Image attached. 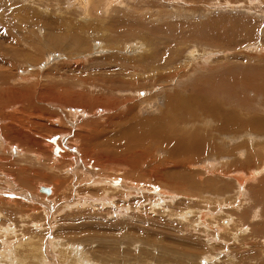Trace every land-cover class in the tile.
<instances>
[{"label":"rangeland","instance_id":"rangeland-1","mask_svg":"<svg viewBox=\"0 0 264 264\" xmlns=\"http://www.w3.org/2000/svg\"><path fill=\"white\" fill-rule=\"evenodd\" d=\"M85 4L84 0H0V107H5V112H13V118L18 119L14 126L19 119L26 120V123L36 120L45 124L38 128L41 136L37 133L34 136L25 135L26 132L22 130H0V209L3 210L0 211V252L6 246L4 250L12 254V259H7L9 264H34L36 261L30 259L33 256H38L39 259V252L37 254L33 249L28 250L26 246L16 248L18 241L25 239L28 242L29 236H33V243H41L44 249V264H92L93 261L95 264H264V148L257 150L258 146L264 145V136L256 137L255 131H251L252 138L247 137L248 140L244 135L237 136L235 140L230 134L221 136L219 139L224 140L228 146L234 142L242 144L251 140H255L256 146L252 145L255 148L251 146L248 149L242 144V147L239 146L240 154L231 158L226 154L219 161L215 155L209 154L210 158H206L203 154L199 156V150H195L200 149V144L210 136L199 132V129L217 126L219 122L220 126L224 124V129L229 127L226 126L229 123H222L224 119H229L218 115L219 109L239 107L242 114L248 111L249 114L260 112L264 118V104L261 107L258 105L261 101L264 103V97L250 90L256 87L261 92L264 90V0H88L87 6ZM37 18L43 24H39ZM45 23L49 24L47 28L43 26ZM152 32H155L154 35H151ZM194 46L197 50L191 57L189 53ZM161 51L171 61H168L169 68L161 67L156 73L169 70V73L177 71L176 74H179L165 82L173 87L168 88L169 91L161 87L164 83L151 85L153 78L149 77L152 76L150 72L135 75L136 72L146 71L144 65L155 64L161 58ZM193 63L196 67L203 65L197 68L211 67V70L205 73L207 75L204 71L199 72L192 80L176 84L180 73H189ZM137 64H142V67L135 68ZM214 65L217 66L213 67ZM108 69L112 71L108 72ZM102 76L104 79L108 78L106 83L101 79ZM123 77H128L129 81L140 80L143 91L134 85L132 88L121 86V82H127ZM208 77L210 80H207ZM143 78L147 83L142 81ZM109 79L112 85L117 84V92L111 88L109 94L104 95L106 100L103 97L99 99L97 90L102 84L110 86ZM117 80L121 82L117 83ZM197 80L207 81L201 82L203 84L197 90L200 95L193 89ZM85 83L89 84L90 89ZM134 88L135 91L132 90ZM129 94L134 98H129ZM119 95L123 99L122 104ZM188 95L191 97V104L199 99H204L203 104L210 107L214 103L215 110L208 114L216 118L208 116L210 127L204 122L201 123L202 126L200 123L195 127L189 126L191 134L186 138L185 147L188 144L196 145H193L192 151L189 149V155H198L190 165H184L188 168L180 166L174 172L169 169V174L170 171L173 172L169 175L167 171H158L159 160L165 157L169 160L185 158L181 152H174L171 146L181 147L183 131L179 127L184 125L183 118H186H181L180 114V117L172 116L170 113H175L177 110L174 108ZM148 96L150 98L147 99ZM23 97L26 98L25 101ZM116 97L120 102L115 100ZM107 99L115 108L109 109L104 105L101 107L102 101L106 102ZM247 99L252 101L250 107L246 104ZM14 101L20 104L15 107ZM176 102L179 103L174 106ZM130 103L132 106H129ZM20 105L27 112L24 116L22 112H16ZM126 105L133 110L130 117L131 111L126 112ZM191 109H194L193 105ZM162 111L168 113V116L164 115L158 121L156 116ZM19 114L21 118L16 117ZM40 114L44 118H40ZM122 115L126 117L123 118ZM106 117L110 118L111 123L114 120L117 125L112 123L110 128L102 127L99 122L105 121ZM139 117L152 120V123L148 121L147 126L138 125ZM11 119L12 117L8 118V121ZM153 119H156L155 124ZM117 121L121 122L120 125ZM3 122L0 121V124ZM55 124L63 131L53 132L51 126ZM99 128L114 131L108 133L110 139L103 136L105 142L100 141L99 147H95V151L89 153L90 156L88 153L83 154L84 144L87 146L88 142H81L79 137L83 133L90 135L94 130L99 131ZM148 129L155 132L162 130L165 136L161 131L157 138L147 139ZM27 130L32 133L29 128ZM77 131L82 134L74 136ZM197 133H202L203 140H198ZM52 137L58 143V152L60 151L63 160L49 150ZM124 137L130 141L127 140L129 145L144 139L143 143H139L142 148L140 152L149 154L148 157L153 156L148 149L151 142L156 147L152 162L148 161V165L145 162H133L130 157H134L135 152L125 151L126 140L121 149L117 148L115 140L122 141ZM39 141L41 147L36 151L35 144ZM108 141H112L110 147ZM218 143L215 141L216 145ZM90 144L93 145L90 142L89 147ZM165 144L173 151V155L165 150ZM100 147L105 148V151ZM99 149L103 155L97 153ZM123 152H129L125 153L127 158H122ZM33 154L39 155V159L36 160ZM248 154L253 155L252 158ZM108 155L112 159H106ZM176 155L178 156L175 157ZM245 155L252 161L246 160ZM22 156L24 163L19 162ZM118 158H122L124 162L115 160ZM7 161L12 164L8 166ZM121 162L124 166L120 165ZM167 164L169 167L173 165L169 162ZM184 172H187V176ZM171 176L173 180L170 179ZM192 182H198V186L200 183L202 186L205 184L203 187L209 189L194 191L197 190L194 189L196 187L189 185ZM215 185H218L217 189ZM97 186H103V190L102 187L98 190ZM41 187H46L50 193H42ZM106 187L109 188L108 191L104 189ZM124 192L127 193L126 196ZM216 193H219L220 198ZM100 194L104 198L98 196ZM87 198L91 203H86ZM17 213L26 218L25 222L22 215ZM14 215L23 220V223ZM14 221L19 226H15ZM2 227L10 229L3 232ZM53 241L61 243V249L54 247ZM14 250L18 252H13Z\"/></svg>","mask_w":264,"mask_h":264},{"label":"bare ground","instance_id":"bare-ground-1","mask_svg":"<svg viewBox=\"0 0 264 264\" xmlns=\"http://www.w3.org/2000/svg\"><path fill=\"white\" fill-rule=\"evenodd\" d=\"M84 3H86L85 4V6H87V3H88V0H84ZM110 4V3H109ZM89 5V4H88ZM150 18V17H149ZM37 21L39 20V24H43V22H42V20L41 19H36ZM32 21V20H31ZM149 21V20H148ZM49 22V21H48ZM31 23H33V22H31ZM38 23V22H37ZM51 24V23H50ZM153 25V24H152ZM44 27H48L49 26V24L48 23H45L44 25H43ZM164 26V25H163ZM147 27V26H146ZM155 28V27H154ZM161 28H163V27H161ZM144 29V28H143ZM19 30V29H18ZM150 31H154V30H150ZM155 31H157L156 29H155ZM155 33V32H154ZM154 33L152 32L151 33V35H154ZM159 33V32H158ZM157 33V34H158ZM160 35H161V33H159ZM163 35V34H162ZM112 38V37H111ZM115 39V38H114ZM65 40V39H64ZM58 42V41H57ZM61 44V43H60ZM83 45V44H82ZM194 45V44H193ZM198 45V44H197ZM145 47H146V45H144ZM166 47V46H165ZM168 47V46H167ZM192 48H194L192 51H190V53H189V56H191L192 57V55L194 54V51H196L197 49H195L196 48V46H194V47H192ZM140 49V48H139ZM166 49V48H165ZM213 52V51H212ZM161 55H160V57L161 58H159L158 59V61H156V63L155 64H152V65H148L147 66V64L146 65H144V67H145V69H146V71L144 70V71H142V72H136L135 73V75L137 76L139 73H148L149 74V72L151 73V75L152 76H149V77H152L153 79H152V81L150 82L151 83V85H155L156 83H164V85L162 86L161 85V87H164L165 89H168V88H170L169 87V82L166 84L165 82H167V81H169V80H172L173 79V77L174 76H178L177 74H176V72L175 73H169V70H168V72H166V71H160V72H157L156 73V70L157 69H160L161 67H164V66H168L169 65V62L168 61H171V60H169L168 58H166L165 57V55L163 54L164 53V51H161ZM85 54V53H84ZM153 55H155V54H153ZM169 56V55H168ZM129 58V57H128ZM141 58H143V57H141ZM206 58H207V56H206ZM211 58V57H210ZM142 60V59H141ZM208 60V59H207ZM33 61V60H32ZM205 62V61H204ZM207 63V62H206ZM211 63V62H210ZM232 64V63H231ZM205 65V64H204ZM207 65V64H206ZM205 65V66H206ZM212 65V64H211ZM186 66V65H185ZM188 66V65H187ZM198 66H203V65H198ZM197 66V67H198ZM210 66V65H209ZM217 66V65H216ZM215 65L213 66V67H216ZM138 67H142V64L141 65H139L138 66V64L137 65H135V68H138ZM195 65H194V63H193V65L189 68V73L187 74V73H185V74H183V73H180V79H178L177 80V82H176V84H180V82L183 84V82L185 81V80H190L191 78L193 79L196 75H197V73H199V72H203L204 71V74L207 72V71H209V70H211L210 68H197ZM124 68V67H123ZM122 68V69H123ZM168 68H169V66H168ZM186 68V67H185ZM117 69V68H116ZM180 69H182V68H180ZM218 69V68H217ZM212 70H214V69H212ZM110 71H112L111 69H108V72H110ZM124 71V70H123ZM171 71V70H170ZM179 71V70H178ZM181 71V70H180ZM121 72H122V70H121ZM120 72V73H121ZM135 72V71H134ZM213 72V71H212ZM112 73V72H111ZM130 73V72H129ZM128 73V74H129ZM132 73V72H131ZM153 73V74H152ZM232 73V72H231ZM110 74V73H109ZM127 74V73H126ZM148 74H147V77H148ZM201 74V73H200ZM203 74V75H204ZM124 75H125V72H124ZM141 75V74H140ZM205 75H207V74H205ZM110 76V75H109ZM135 76V77H136ZM139 76V75H138ZM155 76H157V78H154ZM111 77V76H110ZM129 77V76H128ZM128 77L125 79L124 77V79L125 80H127V82H118L119 80H121L120 78H118L119 80H117V83H120L121 84V86H123V87H126V86H128V87H131L132 85H134V86H136L137 88H141L142 86H141V84H140V80H138V81H135V79H133V80H131V81H129L128 80ZM132 77V76H131ZM134 77V78H135ZM146 77V78H147ZM214 77V76H213ZM218 77V76H217ZM220 77V76H219ZM34 78V77H33ZM112 78V77H111ZM172 78V79H171ZM178 78V77H177ZM79 79V78H78ZM91 80H93L92 78H90ZM99 79V78H98ZM98 79H97V81H98ZM101 79H104L103 78V76H102V78ZM108 79V78H107ZM107 79H104L103 80V82H105L106 83V81H107ZM113 79H114V77H113ZM112 79V80H113ZM123 79V80H124ZM148 79V78H147ZM175 79V78H174ZM191 79V80H192ZM216 79V78H215ZM215 79H214V81H215ZM218 79V78H217ZM88 80V79H87ZM106 80V81H105ZM110 80V79H109ZM116 80V79H115ZM122 80V81H123ZM188 80V81H189ZM207 80H210L209 79V77H208V79ZM99 81H101V80H99ZM142 81H145V83H147V81L143 78L142 79ZM150 80L148 79V82H149ZM183 81V82H182ZM195 81V80H194ZM38 82V81H37ZM109 82H111V80L110 81H108V84H111L110 86H104L103 84H102V86H100L99 88H98V90H97V92H98V96H99V99L100 98H102L103 97V100L106 98V96H105V98H104V95H106V93H108L109 94V89L111 90V88H113V89H115V87L117 86V84L116 85H112L113 83L111 82V83H109ZM114 82H116V81H114ZM175 82V81H174ZM201 82H207V81H204V80H197V84L195 85V88H194V86H193V89L197 92V90L200 88V86L203 84V83H201ZM212 82V81H211ZM2 83V82H1ZM58 83V82H57ZM74 83V82H73ZM94 83V82H93ZM101 83V82H100ZM204 83V84H205ZM216 83V82H215ZM34 84V83H33ZM66 84V83H65ZM76 84V83H75ZM84 84V83H83ZM86 84V83H85ZM170 84H172V83H170ZM175 84V85H176ZM182 84H181V87H182ZM53 85V84H52ZM89 85V84H88ZM87 84H86V86L90 89V87L88 86ZM107 85V84H106ZM144 85V84H143ZM153 85V86H154ZM159 85V84H158ZM207 85V84H206ZM262 85V84H261ZM91 86V85H90ZM96 86V85H95ZM133 86V87H134ZM149 86V85H148ZM160 86V85H159ZM92 87V86H91ZM119 87V86H118ZM122 87V88H123ZM145 87V86H144ZM147 87V86H146ZM151 87V86H150ZM157 88H159L158 86H156ZM132 88V87H131ZM152 88V87H151ZM150 88V89H151ZM171 88H173V87H171ZM203 88V87H202ZM213 88V87H212ZM85 89V88H84ZM117 89V88H116ZM115 89V92H117V90ZM119 89V88H118ZM121 89V88H120ZM124 89V88H123ZM123 89H121V90H123ZM127 89V88H126ZM125 89V90H126ZM128 89H130V88H128ZM142 89V88H141ZM182 90H184L183 88H181ZM256 89H259V88H257L256 87ZM255 88L253 89V88H251L250 90H252V92H254V93H258V96H260V97H264V90H263V92H261V91H259V90H256ZM16 90V89H15ZM76 90V89H75ZM94 90V89H93ZM132 90H134L135 91V88L134 89H132ZM132 90L130 91V93L132 92ZM140 90V89H139ZM153 90V89H152ZM192 90V89H191ZM12 91V90H11ZM141 91V90H140ZM142 91H143V89H142ZM147 91H149V89H147ZM146 91V92H147ZM154 91H155V89H154ZM160 91H161V89H160ZM168 91H169V89H168ZM168 91H167V93H168ZM176 91V90H175ZM180 91V90H179ZM249 91V90H248ZM27 92V91H26ZM89 92V91H88ZM91 92V91H90ZM111 92V91H110ZM150 92V91H149ZM181 92V91H180ZM23 93V92H22ZM40 93V92H39ZM113 93H114V90H113ZM112 93V94H113ZM119 93V92H118ZM118 93H117V95H118ZM121 93V92H120ZM123 93V92H122ZM126 93H127V90H126ZM129 93V92H128ZM135 93V92H134ZM138 93H139V91H138ZM137 93V94H138ZM151 93V92H150ZM158 93V92H157ZM172 93V92H171ZM184 93V92H183ZM198 93V92H197ZM196 93V94H197ZM67 94V93H66ZM74 94H76V93H74ZM73 94V95H74ZM124 94V93H123ZM122 94V95H123ZM148 94V93H147ZM154 94H155V92H154ZM168 94H170V93H168ZM175 94V93H174ZM180 94V93H179ZM195 94V95H196ZM199 95H200V93H198ZM197 94V95H198ZM210 94H212V93H210ZM209 94V95H210ZM29 95V94H28ZM81 95H83V94H81ZM86 95H88V94H86ZM91 95H92V93H91ZM116 95V94H115ZM121 95V96H122ZM135 95V94H134ZM163 95V94H162ZM164 95H165V92H164ZM185 95H187V93L185 94ZM194 95V96H195ZM214 95V94H213ZM21 96V95H20ZM97 96V95H96ZM97 96V97H98ZM128 96V95H127ZM130 96H133V95H131V94H129V98H131ZM147 96V95H146ZM150 96V95H149ZM146 97L147 99L148 98H150V97ZM160 96V95H159ZM168 96V95H167ZM184 96V95H183ZM193 96V97H194ZM211 96V95H210ZM236 96V95H235ZM19 97V96H18ZM22 97V96H21ZM73 97V96H72ZM78 97H79V95H78ZM93 97H94V95H93ZM96 97V98H97ZM111 97V96H110ZM118 97H120V95L118 96ZM155 97V96H154ZM163 96H161V98H162ZM174 97V96H173ZM177 97V96H176ZM178 97H179V95H178ZM28 98V97H27ZM67 98V97H66ZM74 98V97H73ZM76 98V97H75ZM81 98H83V97H81ZM113 98V97H112ZM121 98V97H120ZM132 98H134V96L132 97ZM145 98V99H146ZM190 98L191 97H189V95L188 96H186V98L185 99H183L182 101H180V104L178 105V107H176V108H174L175 110H177V111H175V113H170V115H172V116H178L179 114H180V116H181V118H183V116L184 117H186V118H183L184 119V121H185V123H184V125H182L181 127H179V129H181V131H183V133L181 134V143H182V145H181V147L180 146H171V148L173 149V151L174 152H181V154H183V155H185V158L184 159H181V160H183L182 162H181V160L178 158H176L174 161L173 160H169V158L168 157H165V158H163L162 160H159V169H158V171H162V173L163 172H165V171H167L168 172V174H169V169L170 170H172L173 172H174V170L175 169H177L178 167H180V166H184L185 164L187 165H190V163L191 162H193L194 161V159H195V156H197L198 154H195V153H193V154H190L189 155V149L191 150V148L193 147V145H191V144H188V146H186L185 147V143H186V138H187V136L189 135V134H191V129H190V127L189 126H196V125H200L202 122H204V124L205 125H207V127H210L211 125H210V123H208V122H211V121H209V117L208 116H211V115H209L208 113L209 112H212V111H214L215 110V106L212 104L211 105V107H210V105H208V104H203V100L204 99H199V100H197V101H194L193 102V104H191V100H190ZM195 99H196V96L194 97ZM193 98V99H194ZM15 99V98H14ZM16 99H17V97H16ZM15 99V100H16ZM24 99H26V98H24L23 97V100ZM68 99V98H67ZM98 99V100H99ZM109 99V98H108ZM108 99H107V101L106 102H103L102 101V106L101 107H103V105L104 106H106V107H112V108H115V107H113V105H112V103L110 104L109 103V101H108ZM125 99V98H124ZM145 99H143L144 101H145ZM155 99H157V97L155 98ZM158 99H159V97H158ZM171 100H172V98H170ZM178 99V98H177ZM176 99V100H177ZM194 99V100H195ZM260 99V98H259ZM18 100V99H17ZM71 100V99H70ZM70 100H69V102H70ZM91 100V99H90ZM106 100V99H105ZM114 100V99H113ZM116 101L118 100V98L116 97V99H115ZM114 100V101H115ZM122 98H121V104L123 103L122 102ZM128 100V99H127ZM134 100V99H133ZM211 100V99H210ZM235 100H236V98H235ZM248 101H247V105L249 106L250 105V102H252L251 101V99H247ZM11 101V100H10ZM19 101H21V100H19ZM25 101V100H24ZM66 101H68V100H66ZM82 101H83V99H82ZM110 101H111V99H110ZM119 101V100H118ZM119 101V102H120ZM135 101V100H134ZM134 101H133V103H134ZM156 101V100H155ZM170 101V100H169ZM193 101V100H192ZM260 101V100H259ZM258 101V102H259ZM11 102H13V101H11ZM17 102V101H16ZM16 102L14 101V103L16 104ZM98 102V101H97ZM100 102H101V100H100ZM124 102H125V100H124ZM127 102V101H126ZM130 102V101H129ZM129 102H127V103H129ZM142 102V101H141ZM151 102V101H150ZM157 102V101H156ZM171 102H174V101H171ZM215 102V101H214ZM216 102H218V101H216ZM263 101H261L260 103H258V105L261 107V106H263L262 104H264V103H262ZM10 103V102H9ZM19 103V102H18ZM18 103L16 104V106L15 107H17L18 106ZM25 103H27V102H25ZM34 103V102H33ZM55 103V102H54ZM117 103V102H116ZM148 103V102H147ZM155 103V102H154ZM177 103H179V102H176V104H174V103H172V104H174V106L175 105H177ZM206 103V102H205ZM12 104V103H11ZM20 104V103H19ZM67 104V103H66ZM85 104V103H84ZM88 104V103H87ZM98 104V103H97ZM118 104V103H117ZM125 104V103H124ZM140 104V103H139ZM142 104V103H141ZM145 104H146V101H145ZM220 104V103H219ZM13 105V104H12ZM26 105V104H25ZM46 105H48V104H46ZM80 105V104H79ZM128 105V104H127ZM126 105V106H127ZM193 105V108L194 109H191V106ZM30 106H32L31 105V103H30ZM29 106V107H30ZM36 106V105H35ZM89 106V105H88ZM124 106V105H123ZM129 106H132L131 105V103L129 104ZM129 106H127V110H126V112L127 113H129L130 111H131V113L129 114V117L131 116V115H133V110H131V108H128ZM141 106V105H140ZM140 106H139V108H140ZM167 106V105H166ZM165 106V107H166ZM7 107V106H6ZM10 108H11V106H9ZM13 107V106H12ZM91 107V106H90ZM136 107H137V105H136ZM145 107V106H144ZM143 107V108H144ZM160 107V106H159ZM170 107H172V106H170ZM189 107H190V109H189ZM219 107V106H218ZM224 107V106H223ZM250 107V106H249ZM248 107V108H249ZM260 107H258V109H260ZM8 108V107H7ZM25 107L23 106V105H20L19 106V109H17L16 110V108H14L15 110H16V112L17 111H19V112H22L23 113V116H24V114H26L27 112H26V110L24 109ZM27 108V107H26ZM32 108H33V106H32ZM32 108H30V109H32ZM96 108H97V106H96ZM123 108V107H122ZM135 108V107H134ZM133 108V109H134ZM142 108V109H143ZM155 108V107H154ZM167 108V107H166ZM238 108L239 107H230L229 109H227V110H225V108H222V109H219L220 111L218 112V113H220V114H218V115H221V116H223V118L224 117H227L229 120H227V119H224V121L222 122V123H229V124H226V126H229L228 128H226V129H224L225 127H224V124H223V126H220L219 124L221 123V122H219L218 124H217V126H212V127H210V128H206L205 129V127L203 128V129H199V132H203V133H206V134H208V135H210L208 138L209 139H207V137H206V143H201L200 144V149H195L196 151L197 150H199L198 151V153H199V156L200 155H205V157L206 158H210V156H209V154H211V155H215L216 157V159L218 158V160L217 161H219V160H221V158H223L224 156H226V154H228L229 155V158H231V157H233L234 155H236L237 153H239V151H240V147H242V144H244L245 146H247V148L248 147H251L252 145L253 146H256V145H254V143H255V140H251V141H246V143L244 142V143H242V144H236L235 142L232 144V145H227V144H225V141L224 140H220L219 138H221V136H225V134H230V135H232V139H237L236 137L237 136H242V135H244V136H246V138L247 137H249V138H252V134H251V131H255V136L256 137H261V136H264V118L262 117V115L263 114H261L260 112H258L257 114H249L248 112H245V113H240V111L242 110V109H239L238 110ZM247 108V107H246ZM5 107H0V121H4L3 123H1L0 124V130L1 129H3V130H11V129H15V130H22V132H26L25 133V135H32V136H34L33 134H41L40 133V129H38L39 127H42L43 126V124L44 123H40L39 121H36V120H34L33 122H32V120L31 121H28L29 123H26V120H21L20 121V119H19V122H18V124L17 125H15L14 126V124H15V122L17 123V121H18V119L16 120V119H14L15 117V115L13 116V115H11V114H13V112H5ZM23 109V110H22ZM41 109V108H40ZM52 109V108H51ZM109 109H111V108H109ZM167 109H169V108H167ZM173 109V110H174ZM205 109V110H204ZM250 109V108H249ZM7 110V109H6ZM11 110H13V109H11ZM15 110H14V114H15ZM90 110V109H89ZM119 110H121V109H119ZM146 110H148V109H146ZM172 110V109H171ZM105 111V110H104ZM109 111H113V110H109ZM124 111V110H123ZM135 111H137L136 109H135ZM169 111V110H168ZM179 111V112H178ZM245 111V110H244ZM38 112V111H37ZM100 112V111H99ZM138 113H139V110L137 111ZM21 113V114H22ZM103 113V112H102ZM111 113V112H110ZM117 113V112H116ZM16 114H18V113H16ZM39 114V113H38ZM121 114V113H120ZM120 114H119V119H120ZM125 115H126V113H124ZM215 114V113H214ZM91 115V114H90ZM103 115V114H102ZM110 115V114H109ZM125 115H122V116H124L123 118H125L126 116ZM168 116V113H164L163 111L161 112V113H159L158 114V116H156V118H157V120L159 119V118H161V117H165V116ZM12 117V119H11V121H8V118H11ZM18 116H20V114L19 115H17L16 117H18ZM27 116V115H26ZM106 116V115H105ZM104 116V117H105ZM127 116H128V114H127ZM180 116H178V117H180ZM213 116V115H212ZM217 116V115H216ZM14 117V118H13ZM95 117V116H94ZM99 117H101V116H99ZM113 117V116H112ZM129 117H127V118H129ZM136 117V116H135ZM147 117V116H146ZM150 117V116H149ZM214 117V116H213ZM20 118H21V116H20ZM37 118H39V116H37ZM40 118H44V117H41V114H40ZM76 118V117H75ZM106 118H108L107 120H106ZM105 118V121H103V122H99V123H101L100 125L102 126V127H105L106 126V128H110V126H111V124L112 123H114V120H113V122L111 123V121H110V118L109 117H106ZM117 118H118V116H117ZM126 118V119H127ZM214 118H216V117H214ZM221 118V117H220ZM6 119H7V121L8 122H6ZM26 119V118H25ZM91 119H93V118H91ZM102 119H104V118H102ZM125 119V120H126ZM131 119V118H130ZM187 119V120H186ZM204 119V120H203ZM208 119V120H207ZM16 120V121H15ZM112 120V119H111ZM137 120V119H136ZM156 120V119H155ZM155 120L153 119V123L155 124ZM162 120V119H161ZM182 120V119H181ZM218 120V119H217ZM85 121V120H84ZM93 121V123H94V120H92ZM100 121V120H99ZM119 121V120H118ZM117 121V122H118ZM148 121H150L149 119H141L140 117H139V119L137 120V122H138V125H142V126H147L146 125V123H148ZM159 121V120H158ZM215 121V120H214ZM54 122V121H53ZM86 122V121H85ZM127 122V121H126ZM88 125H89V123L88 122H86ZM92 123V124H93ZM116 123V122H115ZM115 123H114V125H115ZM121 123V122H120ZM120 123L118 122V124L120 125ZM131 123V122H130ZM130 123H129V125H130ZM133 123V122H132ZM150 123H152V120L150 121ZM200 123V124H199ZM208 123V124H207ZM214 123V122H213ZM60 124V123H59ZM95 124V123H94ZM183 124V123H182ZM45 125V124H44ZM47 125V124H46ZM79 125V124H78ZM116 125H117V123H116ZM137 125V124H136ZM179 125H181V124H179ZM203 124H201V126H202ZM214 125V124H213ZM38 126V127H37ZM81 126V125H80ZM85 126V125H84ZM122 126V125H121ZM120 126V127H121ZM131 126V125H130ZM37 127V128H36ZM82 127V126H81ZM91 127V126H90ZM95 127V126H94ZM113 127V129L114 130H116L115 128H114V126H112ZM119 127V126H118ZM119 127V128H120ZM126 127V126H125ZM132 127V126H131ZM141 127V126H140ZM29 128V130H32V133H31V131H28L27 129ZM85 128H86V126H85ZM89 127H87V129H88ZM137 128V127H136ZM136 128H134L135 130H136ZM144 128V127H143ZM186 128V130H183V129H185ZM46 129H48V125H47V128ZM83 129H84V127H83ZM82 129V130H83ZM100 130H101V128H99ZM98 129V130H99ZM103 129V128H102ZM138 129V128H137ZM51 130L53 131V132H57V131H63V130H61V129H58L57 128V126H56V124H55V126H51ZM65 130V129H64ZM96 131V130H94V132L92 133V134H90V135H85L84 133L82 134V132H80L79 134L81 135L82 134V137L80 138L79 137V139H81V142L83 141V140H85V141H87L88 143V147L84 144V151L82 152L83 154H87V155H89L90 156V152L92 153L93 151H95V147H99V142L101 141V142H105L104 140H103V136H105L106 138H107V136H108V133L109 132H111L110 131V129H105V131H103V130H101V131ZM114 130H112V132L114 131ZM120 130V129H119ZM135 130H134V132H135ZM139 130V129H138ZM142 130V129H141ZM174 130V129H173ZM2 131V130H1ZM80 131H81V129H80ZM87 131V130H86ZM91 131H92V129H91ZM130 131V130H129ZM129 131H127V132H129ZM162 130H160L159 132H155V131H153V130H150V129H148V130H146V136H148L147 137V139H153V138H157V136H158V134H161L162 132H161ZM193 131H194V129H193ZM196 131V130H195ZM67 132V131H66ZM78 132L79 131H77V134H78ZM111 132V133H112ZM127 132H126V134L124 133V135L126 136L127 135ZM241 132V134H239ZM30 133V134H29ZM74 133V132H73ZM88 133V132H87ZM111 133H110V135H111ZM115 133V132H114ZM135 133H137V132H135ZM138 133H139V131H138ZM36 134V135H37ZM76 133H74V136H79V134L77 135ZM116 134H117V132H116ZM130 134V133H129ZM198 134V133H197ZM254 134V133H253ZM45 135V134H44ZM84 135V136H83ZM173 135V134H172ZM41 136V135H40ZM40 136H39V139H40ZM43 136V135H42ZM47 136V135H46ZM53 136V135H52ZM117 136V135H116ZM129 136V135H128ZM165 136V134H164V132H163V137ZM191 136V135H190ZM36 137V136H35ZM45 137V136H44ZM43 137V138H44ZM109 137V139H110V136H108ZM122 137V136H121ZM131 137H133L132 135H131ZM234 137V138H233ZM253 137H254V135H253ZM189 138V137H188ZM187 138V139H188ZM199 138L200 139H202L203 140V135H202V133H199L198 134V140H199ZM223 138V137H222ZM226 138V137H225ZM48 139V138H47ZM119 139H120V137H119ZM133 139V138H132ZM204 139H205V137H204ZM228 139V138H227ZM34 140V139H33ZM50 140H51V142H52V144L50 143L49 145H50V147H49V150L50 151H52L53 152V154H56L55 156H59V159H62L61 158V156H60V151L58 152V143L56 142V139L55 138H50ZM125 140H126V138L124 137V139L122 140V141H120V140H118V139H116L115 140V144H114V142H113V144L114 145H116V147L117 148H122L123 146H124V142H125ZM128 140V139H127ZM127 140H126V142H127ZM247 140H248V138H247ZM250 140V139H249ZM6 141V140H5ZM37 141V140H36ZM36 141H34V142H36ZM42 141V140H41ZM48 141V140H47ZM46 141V142H47ZM80 141V140H79ZM118 141H120V144L118 143ZM129 141V140H128ZM145 140L144 139H142V140H136V142H135V144H134V142H132L133 144L132 145H129L130 143H126L125 144V151L126 150H131V152H132V150H133V152H135L134 153V157H130V159L133 161V162H141V164L143 163V162H145L147 165L148 164H150L148 161H150V162H152V160H153V157H154V153L156 152L155 150H156V147L150 142L149 144H148V149L149 150H151L150 152H152L153 153V156L152 155H150V157H148V155L149 154H145V152L144 153H142V152H140V150H142V148H140V145H139V143H143ZM164 141H166V140H164ZM172 141H177L178 142V140H172ZM193 141V140H192ZM197 141V140H196ZM215 141L216 142H219L217 145L215 144ZM92 143L93 145H91L90 144V147H89V143ZM111 142L112 141H108V144H109V146L108 147H110V145H111ZM130 142V141H129ZM250 142V143H249ZM33 143V142H32ZM167 143V142H166ZM196 143V142H195ZM34 144V143H33ZM173 144H174V142H173ZM236 144V145H235ZM49 145H47V146H49ZM83 145V144H82ZM81 145V146H82ZM103 145V144H102ZM178 145V144H177ZM227 145V146H226ZM258 145V144H257ZM106 146V145H105ZM195 147H196V145H194ZM216 146V147H215ZM240 146V147H239ZM252 146V147H253ZM41 147V143H40V141H39V143H37V144H35V150L37 151V150H39V148ZM112 147H114V146H112ZM244 147V146H243ZM259 148L257 149V150H259V149H263L264 148V145H262V146H258ZM33 148V147H32ZM100 148H103V147H100ZM147 148V147H146ZM160 148V147H159ZM161 148L163 149V146H161ZM246 148V149H247ZM253 148H255V147H253ZM105 148H103V150H104ZM107 149V148H106ZM112 149V148H111ZM124 149V148H123ZM122 149V150H123ZM155 149V150H154ZM242 149V148H241ZM249 149V148H248ZM101 149H99V151L97 150V153H100V152H102V151H100ZM113 150V149H112ZM111 150V151H112ZM158 150V149H157ZM165 150H167L168 152H169V155H173V151H170V149H169V147H167V144H165ZM244 150H245V148H244ZM8 151V150H7ZM9 151H12L11 149L9 150ZM43 151H45V150H43ZM105 151V150H104ZM103 151V152H104ZM108 151V150H107ZM111 151H109L108 153L110 154V152ZM155 151V152H154ZM164 151V150H163ZM192 151V150H191ZM14 152L16 153V150L14 149ZM14 152H11V153H14ZM51 152V153H52ZM63 152V151H62ZM127 152V151H126ZM125 152V153H126ZM159 152V151H158ZM236 152V153H235ZM8 153V152H7ZM11 153H9V154H11ZM36 153V152H35ZM113 153V152H112ZM125 153L123 152V155H124V157H122L121 155V157L124 159L125 157L127 158L128 156H126L125 155ZM129 153V152H128ZM128 153H126V154H128ZM151 153V154H152ZM187 153H188V155H187ZM241 153V152H240ZM239 153V154H240ZM250 153V152H249ZM62 154V153H61ZM69 154H71V152L69 153ZM94 154V153H93ZM100 154H102V153H100ZM105 154H107V153H105ZM114 155H115V153H113ZM118 154V153H117ZM179 154V153H178ZM243 154V153H242ZM41 155V154H40ZM63 155V154H62ZM64 155H66L65 154V152H64ZM72 155V154H71ZM73 155H74V153H73ZM77 155V154H76ZM103 155V154H102ZM159 155V154H158ZM248 155H250V154H248ZM33 156L35 157V159L36 160H38L39 159V155H36V154H33ZM101 156V155H100ZM109 156V155H108ZM108 156H107V158L106 159H112V158H110V156H109V158H108ZM113 156V155H112ZM119 156V155H118ZM117 155H116V157H118ZM178 155H176L175 157H177ZM252 156L253 155H250V157L252 158ZM64 157V156H63ZM66 157H67V155H66ZM115 157V156H114ZM136 157H138V158H136ZM162 157V156H161ZM181 157V156H180ZM250 157L249 156H246L245 155V159L246 160H250V162L252 161V159H250ZM13 158V157H12ZM12 158H11V161H12ZM97 158V157H96ZM122 158H118V159H115V160H120V161H123L124 162V160L122 159ZM142 158V159H141ZM238 158V157H237ZM256 158V157H255ZM4 159V158H3ZM64 159H65V157H64ZM69 159V158H68ZM98 159H99V157H98ZM105 159V160H106ZM156 159V158H155ZM154 159V161H156ZM24 158H23V156L20 158V161L19 162H23L24 163ZM63 160V159H62ZM103 160V159H102ZM140 160V161H139ZM64 161H66V160H64ZM100 161V160H99ZM196 161V160H195ZM198 161V160H197ZM109 161H107V163H108ZM173 163V165H170V167H169V165L167 164V163ZM7 163V165L9 166L10 165V161H7L6 162ZM67 163V162H66ZM96 163V162H95ZM110 163H112V162H110ZM12 164V163H11ZM21 164V163H20ZM97 164V163H96ZM99 164V163H98ZM105 164V163H104ZM109 164V163H108ZM113 164V163H112ZM118 164V163H117ZM128 164V163H127ZM136 164V163H135ZM135 164L133 165V166H135ZM67 165V164H66ZM107 165V164H106ZM121 166L123 165L124 166V164L121 162V164H120ZM132 165V164H131ZM137 165V164H136ZM1 166V165H0ZM153 166H154V164H153ZM5 167V166H4ZM91 167V166H90ZM93 167V166H92ZM129 167V166H128ZM174 167V168H173ZM264 167V166H263ZM104 168H106V166L104 167ZM108 168H109V170L111 169L109 166H108ZM107 168V169H108ZM122 168V167H121ZM120 168V169H121ZM133 168V167H132ZM136 168V167H135ZM137 168H138V166H137ZM136 168V169H137ZM171 168H173V169H171ZM185 168H188L187 166L185 167H183V169H185ZM102 169V168H101ZM113 169H114V167H113ZM139 169V168H138ZM221 169V168H220ZM20 170H21V168H20ZM89 170H91V169H89ZM105 170V169H104ZM115 170V169H114ZM125 170V169H124ZM129 170H131L130 169V167H129ZM93 171V170H92ZM111 171H113L112 169H111ZM118 171V170H117ZM185 171V170H184ZM16 172V174L18 173L17 172V170L15 171ZM173 172H171L170 171V174L171 173H173ZM77 173V172H76ZM89 173H91L90 171H89ZM88 173V174H89ZM137 173V172H136ZM161 173V174H162ZM186 175L185 176H187V172H184ZM184 173L182 174V175H184ZM190 173V172H189ZM157 174V173H156ZM169 174V175H170ZM176 174V173H175ZM93 175V174H92ZM150 175V174H149ZM165 176H166V173L164 174ZM172 175V174H171ZM97 176V175H96ZM99 176V175H98ZM97 176V177H98ZM152 176V175H151ZM168 176V175H167ZM166 176V177H167ZM196 176V175H195ZM199 176V175H198ZM16 177H17V175H16ZM156 177V176H155ZM158 177V176H157ZM164 176H162V178H163ZM170 177V176H169ZM174 178V177H173ZM175 178H176V175H175ZM174 178V179H175ZM188 178V177H187ZM193 178V177H192ZM112 179V178H111ZM165 180H166V178H164ZM168 179V178H167ZM170 179H172V176H171V178ZM202 179V178H201ZM106 180V179H105ZM114 180V179H113ZM112 180V181H113ZM149 181H151L150 179H148ZM164 180V181H165ZM173 180V179H172ZM195 180V179H194ZM209 180H211V179H209ZM92 181V180H91ZM109 181V180H108ZM111 181V182H112ZM177 181V180H176ZM176 181H175V183H176ZM185 181V180H184ZM188 181V180H187ZM88 182V181H87ZM92 182H95V181H92ZM100 181H98V183H99ZM102 183H104L103 181H101ZM172 182V181H171ZM170 182V183H171ZM196 182V181H195ZM97 183V182H96ZM98 183H97V185H98ZM185 183H187L186 181H185ZM198 183V182H197ZM197 183H189V185H193L192 186V188L195 186L196 188H194V189H197V190H194V191H202V190H206L203 186L205 185V184H203V186L201 185V183H200V185L198 186V184ZM206 183H208V181L206 182ZM109 184V183H108ZM113 184V183H112ZM197 186H196V185ZM209 184V183H208ZM215 184V183H214ZM90 185L92 186L93 184H91V182H90ZM104 185H105V183H104ZM188 185V184H187ZM59 186V185H58ZM218 185H215V189H217L216 187H217ZM98 187V190H101V189H99V188H101L102 187V190H103V186H97ZM189 187H191V186H189ZM211 187V186H210ZM86 188V187H85ZM89 188V187H88ZM92 188V187H91ZM107 188V187H106ZM104 188L105 190H107L108 191V189L109 188ZM186 188H188V187H186ZM192 188H189V189H192ZM204 188V189H203ZM238 188V187H237ZM94 189H97L96 187H94ZM112 189H113V187H112ZM208 189H209V187H208ZM208 189H207V191H208ZM92 190H93V188H92ZM98 190H96V191H98ZM111 190V189H110ZM109 190V191H110ZM224 190V189H223ZM229 190V189H228ZM85 191V190H84ZM113 191V190H112ZM115 191V190H114ZM217 191V190H216ZM215 190H214V192H216ZM226 191V190H225ZM225 191H224V193H225ZM41 192L42 193H46V194H48V193H50V191L49 192H45V191H42L41 190ZM93 192H95V191H92V193ZM111 192V191H110ZM122 192V191H121ZM210 193H211V189H210V191H209ZM220 192V191H219ZM222 192V191H221ZM233 192V191H232ZM113 193V192H112ZM117 193V195H119V196H123V195H121V194H119L118 192H116ZM124 193H126V192H124ZM132 193V192H131ZM204 193V192H203ZM80 194V193H79ZM87 194V193H86ZM90 194V193H89ZM102 194V193H101ZM98 195V196H102L103 197V195ZM104 194V193H103ZM108 194H109V192H108ZM114 194V193H113ZM129 194V193H128ZM204 194H206V192L204 193ZM214 195H215V193H213ZM218 194L219 193H216V196H218ZM226 194V193H225ZM229 194V193H228ZM92 195V194H91ZM91 195L89 196V197H91ZM95 195V194H94ZM127 195V193L125 194V196ZM222 195V194H221ZM88 196V195H87ZM98 196H96V197H98ZM112 195L110 194V197H111ZM115 196V195H114ZM124 196V197H125ZM129 196V195H128ZM182 196V195H181ZM225 196H227V195H225ZM84 197V196H83ZM100 198L101 200H103V198ZM113 197V196H112ZM201 197V196H200ZM219 198H220V196H218ZM86 198V197H85ZM92 198H93V196H92ZM91 198V199H92ZM107 198H109V197H107ZM212 198V197H211ZM47 199V198H46ZM83 199V198H82ZM94 199V198H93ZM92 199V200H93ZM111 198H109V200H110ZM126 199V198H125ZM85 200V199H84ZM108 200V199H107ZM192 200V199H191ZM245 200V199H244ZM86 203H88V202H90L91 203V201L87 198L86 200ZM84 201V202H85ZM104 201H105V199H104ZM1 202H3V201H1ZM82 202V201H81ZM119 202V201H118ZM124 202V201H123ZM137 202V201H136ZM75 203V202H74ZM77 203V202H76ZM75 203V204H76ZM109 203V202H108ZM128 203V202H127ZM126 203V204H127ZM246 203V202H245ZM8 204V203H7ZM78 204V203H77ZM123 204V203H122ZM69 206H70V204H68ZM134 205V204H133ZM136 205V204H135ZM242 205V204H241ZM120 206V205H119ZM126 207V206H125ZM244 207V206H243ZM129 208V207H128ZM3 209V208H2ZM119 209V208H118ZM121 209V208H120ZM122 210V209H121ZM0 211H2L3 212V210H1L0 209ZM204 211V210H203ZM2 212H0V213H2ZM198 212V211H197ZM31 213V212H30ZM187 213V212H186ZM18 214V213H17ZM210 214V213H209ZM18 215H22L21 213H19ZM17 215V216H18ZM15 217H16V215H14ZM183 216H185V215H183ZM199 216H200V214H199ZM22 218H23V215L21 216ZM26 217V216H25ZM29 217V216H28ZM17 219H18V217H16ZM199 218V217H198ZM24 219V222H25V219L26 218H23ZM29 220H30V217L28 218ZM19 220V219H18ZM36 220V219H35ZM23 220H19V222L21 223ZM12 222V221H11ZM232 222V221H231ZM23 223V222H22ZM30 223V222H29ZM31 223H34L35 224V222L34 221H31ZM15 226H17L18 224H17V222L16 221H14V223H13ZM27 225V224H26ZM200 225H204V224H200ZM224 225V224H223ZM226 225V224H225ZM14 226V227H15ZM19 226V225H18ZM22 226H24V225H22ZM214 226V225H213ZM10 227H12V226H10ZM10 227H2V231L3 232H7L9 229H10ZM39 227V226H38ZM217 227V226H216ZM219 227V226H218ZM197 228V227H196ZM215 228V227H214ZM13 230V229H12ZM29 231V230H28ZM215 232H216V228H215V230H214ZM217 231H218V229H217ZM33 232V231H32ZM29 233H30V231H29ZM219 233V232H218ZM0 234H1V232H0ZM22 234V233H21ZM28 234V233H27ZM216 234H217V232H216ZM30 235V234H29ZM1 236V235H0ZM210 236V235H209ZM15 237V236H14ZM29 238H30V241H26L25 239H22V240H20V241H18V243H17V245H16V248L17 247H19V249L21 248V247H24V246H26L27 248H28V250L29 249H33L34 251H36V253L37 252H39V259H38V256H33L32 257V259H30V260H34V261H36V262H34V264H44V256H43V254H42V250H44V249H42V244L41 243H33V240H34V237L33 236H29ZM206 238H208V236L206 237ZM4 243H6L5 242V240L3 241ZM53 242H55V241H53ZM8 243V242H7ZM5 246V245H4ZM63 245L60 243H58V242H55V244H54V247H56V248H60L61 249V247H62ZM11 247V246H10ZM4 248V247H3ZM5 248H6V246H5ZM4 248V249H5ZM12 248H13V246H12ZM49 248V247H48ZM4 249H1V252H0V260L2 261H0V264H9L8 263V261H7V259L8 258H10V259H12V254L7 250V251H5ZM18 249V250H19ZM27 250V249H26ZM27 250V251H28ZM81 250V249H80ZM12 251V250H11ZM31 251V250H30ZM29 251V252H30ZM34 251H32V252H34ZM54 251H55V248H54ZM13 252H18V251H13ZM21 252L23 253L24 251L23 250H21ZM20 252V253H21ZM64 252V251H63ZM31 253V252H30ZM66 253V252H65ZM69 253V252H68ZM71 253V252H70ZM16 254V253H15ZM38 254V253H37ZM18 255V254H17ZM25 255H27V254H24V256ZM34 255H36V254H34ZM88 254H86V256H87ZM21 256V255H20ZM23 256V257H24ZM59 255H57V257H58ZM89 256V255H88ZM17 256H15V258H16ZM29 256H27V258H28ZM83 257V256H82ZM43 258V259H42ZM64 258V257H63ZM79 257H77V259H78ZM109 258V257H108ZM21 259V258H20ZM19 259V260H20ZM56 259V258H55ZM57 259H59V258H57ZM69 259V258H68ZM62 260V259H61ZM86 260V259H85ZM110 260V259H109ZM17 261H18V259H17ZM67 261V260H66ZM19 262V261H18ZM24 262V261H23ZM47 262V261H46ZM50 262V261H49ZM56 262V261H55ZM82 262V261H81ZM87 262H88V260H87ZM25 263V262H24ZM24 263H22V264H24ZM70 263V262H69ZM93 263H94V261H93ZM92 263V264H93ZM99 263V262H98ZM97 263V264H98ZM104 263V262H103ZM18 264V263H17ZM19 264H21V263H19ZM29 264H31V263H29ZM46 264V263H45ZM82 264H83V262H82ZM87 264V263H86ZM88 264H89V262H88ZM91 264V263H90ZM95 264V263H94ZM107 264V263H106Z\"/></svg>","mask_w":264,"mask_h":264},{"label":"water","instance_id":"water-1","mask_svg":"<svg viewBox=\"0 0 264 264\" xmlns=\"http://www.w3.org/2000/svg\"><path fill=\"white\" fill-rule=\"evenodd\" d=\"M40 190L45 191V192H49V189H47L46 187H44V188L41 187Z\"/></svg>","mask_w":264,"mask_h":264}]
</instances>
